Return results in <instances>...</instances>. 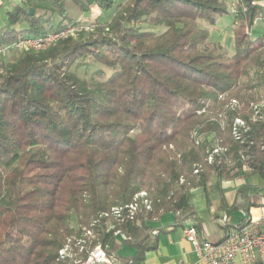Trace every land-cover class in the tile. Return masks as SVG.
Listing matches in <instances>:
<instances>
[{"label": "trees", "instance_id": "16d2710c", "mask_svg": "<svg viewBox=\"0 0 264 264\" xmlns=\"http://www.w3.org/2000/svg\"><path fill=\"white\" fill-rule=\"evenodd\" d=\"M29 1L7 12L0 45L61 30L96 4L117 10L86 38L63 37L0 64V264H74L97 245L140 264L161 234L188 220L204 233L194 189L210 203L213 178L220 188L223 180L264 177V34H252L264 27V3L236 0L230 54L199 24L230 14L227 0H70L75 16L65 0ZM45 1L58 23L38 12ZM141 22L165 30L145 31ZM74 64L113 72L90 81ZM236 118L247 127L238 135ZM141 192L150 208L140 203L133 218H113V208ZM258 205L248 198L233 207L250 214ZM168 216L172 224L157 226ZM69 241L76 259L60 256Z\"/></svg>", "mask_w": 264, "mask_h": 264}, {"label": "rangeland", "instance_id": "374dc122", "mask_svg": "<svg viewBox=\"0 0 264 264\" xmlns=\"http://www.w3.org/2000/svg\"><path fill=\"white\" fill-rule=\"evenodd\" d=\"M64 4L66 5V8L69 12L70 16H75L76 15V8L74 4L70 0H65ZM127 0H116L117 6L120 5L123 2H126ZM229 3V9L231 11L230 14H225L221 16L217 23L214 26H208L205 23L201 22L199 23L201 27H205L209 30L210 32V40L214 43L221 44L224 50L229 52L230 54L234 53V43H233V27L236 24L235 21V16H236V11H235V6L237 1L236 0H227ZM261 3H264V0H257ZM23 4L24 5H29L30 1L29 0H0V27L4 25L7 21V12L9 10H12V7L16 4ZM30 10H34L31 8ZM117 10V7L112 9L111 11L105 12L103 11L99 5H93L90 7V10L88 13L85 14H80L77 16L76 22L73 24H69L65 26L61 30H56V31H50L47 32L46 34L33 38L34 40L37 41H42L44 40L48 35L56 34V33H72V34H67L64 36V38H74L76 40H80L81 37L86 38L89 34L93 33L97 26L100 24H106L111 20V17L115 14ZM39 13H46L47 16H52V18L55 20L56 23H58L62 17H60L56 12L52 10V7L49 2L45 1L40 3V7L38 9ZM35 13V12H34ZM139 26L145 30V31H154L156 33H162L165 28L163 26H150L146 24L145 22L139 23ZM26 25L18 26V28H25ZM82 30V31H81ZM81 31V32H79ZM79 32V33H78ZM253 36H259L264 34V27L260 24L259 26L255 27L252 32ZM23 38V37H22ZM20 38V39H22ZM25 38V37H24ZM19 40V39H18ZM15 42V41H14ZM12 43H9L7 45H0V47L3 46H10ZM54 43H52L51 46H53ZM51 46H44V48L37 50V51H45L51 48ZM24 51H29V50H24ZM24 51H19V50H8V52L4 55L0 56V64L2 63L3 66L5 67L6 65H9L12 62L16 61V58ZM74 70L78 75L82 77H86L90 81L94 80H104L106 79L111 73L113 72L109 68L100 65V64H92L90 66H82V67H76V64H74L71 68ZM3 70V68L1 69ZM2 72V71H1ZM252 92V91H250ZM257 92L256 90L253 91V93ZM261 94V92H260ZM264 98V94H263ZM262 99V98H261ZM238 100V99H237ZM239 101V100H238ZM261 104V103H260ZM242 105V104H241ZM258 105V104H257ZM262 109V108H261ZM264 110V108H263ZM256 179L262 181L263 179L261 177H256ZM226 190H220L219 188H213L212 191L209 192L210 200L213 204H218L219 206L221 205L220 203V195L223 197L225 196ZM221 193V194H220ZM143 197V196H141ZM191 202L195 206L196 210L198 211L199 216L201 217V221L203 222L204 226L207 229V237L213 241H219L222 238V235L224 233V229L221 228V225H224V223H230L232 225H236L238 222L242 220V217H247V218H254V216L257 214V210L253 209L250 213L251 214H246L241 210L235 209L233 207H228L226 209H221L220 213H217V216H214V213L210 211L209 207L206 204V193L203 190V188H196L192 191L191 195ZM106 219H111L110 217H105ZM173 219L171 216H168L167 219L159 223L157 226H169L172 224ZM193 225V220H188L185 222L183 227H189ZM234 226L230 227V230H233ZM176 230L180 232L182 230V226L178 227ZM89 236L91 234L88 233ZM165 233L161 234V238H163V241L165 240L166 237ZM221 237V238H220ZM71 248H68V250ZM66 250V249H65ZM71 252V251H70ZM123 253H129V250L123 249ZM72 256V255H71ZM77 258V255L74 256V259ZM120 264H130V263H121Z\"/></svg>", "mask_w": 264, "mask_h": 264}, {"label": "built area", "instance_id": "2783aa9c", "mask_svg": "<svg viewBox=\"0 0 264 264\" xmlns=\"http://www.w3.org/2000/svg\"><path fill=\"white\" fill-rule=\"evenodd\" d=\"M264 24V18L262 19ZM82 31V30H81ZM79 31V32H81ZM78 32V33H79ZM72 34V33H67ZM66 32L48 35L44 40L37 41L29 37H23L16 40L10 46L0 47V56L8 50H40L44 46H51L58 40L67 35ZM73 35V34H72ZM231 105H238V101L233 99ZM257 107V106H256ZM264 108V101L260 108ZM239 128L246 129L245 120L236 118L233 123V129L236 133ZM236 135H238L236 133ZM222 151L221 148L214 149V153ZM212 161V157L209 158ZM247 167H245L246 169ZM143 196V197H141ZM144 204L150 208V201L147 199V193L141 192L134 198L133 203L124 207L113 208L112 216L119 222L123 220L127 213L133 218L138 210L139 204ZM126 212V213H124ZM260 217L258 219L249 218V221L240 228L229 230L219 241L213 242L205 238L195 225L184 228L186 239L193 245L197 257L195 264H258L264 263V204L260 206ZM108 217V214L104 215ZM121 218V219H120ZM91 234L90 232H88ZM70 241L59 253L63 258L65 256L74 258ZM66 249V250H65ZM71 251V252H70ZM72 255V256H71ZM74 264H120L119 258L115 254H109L101 245L95 246L85 259L76 261ZM179 264H193L187 261H180Z\"/></svg>", "mask_w": 264, "mask_h": 264}, {"label": "crops", "instance_id": "0c3cea01", "mask_svg": "<svg viewBox=\"0 0 264 264\" xmlns=\"http://www.w3.org/2000/svg\"><path fill=\"white\" fill-rule=\"evenodd\" d=\"M246 170L249 171V169ZM256 177H261L263 180L260 181L256 179ZM211 183L213 185V188H219L215 186L216 183L215 178H213ZM219 189L226 190L224 197L220 195V203H221L220 206L218 204L216 205L213 204L211 200L210 203H207V198H206V204L209 207L210 211L214 213L215 217L217 216V213L218 214L220 213L221 209L233 207L234 203H238V204L244 203L248 198L252 200H257L259 203L257 207H252L251 209V211L253 209L257 210V214L254 216L253 219L255 220L260 217L261 214L260 206L264 204V177H262L260 174L241 176L233 180H223L220 184ZM222 200L224 201L222 202ZM239 210L243 211L242 209ZM196 214L199 223L202 225L204 229V233L202 235L205 238L209 239L207 237V229L204 226L203 222L201 221L202 219L199 216L197 210H196ZM243 218L244 217H242L241 221H243ZM193 224H195L194 221ZM184 228L185 227H182V230L180 232H178V230L175 229L165 234L164 237L166 238L164 241L163 238L160 237L158 249L155 251L147 252L146 258L140 264H179L180 261H187L195 264L197 262V257L194 251V247L186 239L184 235ZM226 233L224 231L222 237Z\"/></svg>", "mask_w": 264, "mask_h": 264}, {"label": "water", "instance_id": "95a60500", "mask_svg": "<svg viewBox=\"0 0 264 264\" xmlns=\"http://www.w3.org/2000/svg\"><path fill=\"white\" fill-rule=\"evenodd\" d=\"M30 15H31V16L34 15V10H30Z\"/></svg>", "mask_w": 264, "mask_h": 264}]
</instances>
